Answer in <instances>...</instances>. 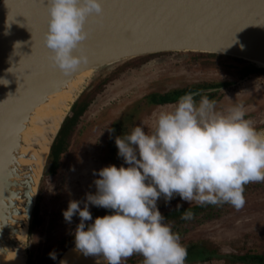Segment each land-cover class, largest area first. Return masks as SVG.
<instances>
[{"label":"clouds","instance_id":"1","mask_svg":"<svg viewBox=\"0 0 264 264\" xmlns=\"http://www.w3.org/2000/svg\"><path fill=\"white\" fill-rule=\"evenodd\" d=\"M102 12L100 0H47L43 42L51 66L68 75L87 62L82 49L89 35L85 24ZM216 105L207 94L189 92L172 111L157 115L150 132L140 124L115 138L118 156L128 167L100 169L94 180L97 191L86 193L83 208L81 201L71 200L63 211L68 223L79 216L75 251L84 257L102 256L107 264H123L134 255L142 256L143 264H186V246L157 207L161 195L166 203L178 195L201 207H244L245 186L264 183V131L246 118L242 104L224 111ZM90 205L112 214L93 221ZM181 207L177 204L176 210ZM180 218L192 220L194 213L187 209ZM49 256L56 259L55 252Z\"/></svg>","mask_w":264,"mask_h":264},{"label":"water","instance_id":"2","mask_svg":"<svg viewBox=\"0 0 264 264\" xmlns=\"http://www.w3.org/2000/svg\"><path fill=\"white\" fill-rule=\"evenodd\" d=\"M100 2L102 16H90L85 24L89 35L82 43V49L87 62L65 75L50 65V50L43 42L49 18L47 0H0V168L1 158L18 125L44 95L86 67L114 60L82 84L68 102V108L52 136L35 195L25 208L27 232L22 247L25 264H28L25 246L28 233H31L32 213L47 174L52 145L72 103L82 91L89 89L84 88L87 81L96 83L130 59L170 51L228 55L264 68V0ZM159 199V210L177 204L190 205L179 196H174L168 203L163 195ZM106 214H112V210ZM73 245L74 240L56 255L52 264H60L59 259ZM97 257L107 264L102 256ZM77 261L78 257L61 264Z\"/></svg>","mask_w":264,"mask_h":264},{"label":"rangeland","instance_id":"3","mask_svg":"<svg viewBox=\"0 0 264 264\" xmlns=\"http://www.w3.org/2000/svg\"><path fill=\"white\" fill-rule=\"evenodd\" d=\"M187 53V51H170L152 54L138 67L122 71L120 76L111 85H106L103 91L90 103L88 119H91L92 122H90L91 126L88 131L83 134V139H87L84 150L82 149L79 154L76 152L71 155L63 163L64 170L60 171L56 177L51 172L50 161L48 167L50 170L47 171L46 176L42 180L38 203L32 213L31 233H28L25 246L30 264H49L53 260L50 258L49 253L55 252L57 254V251L61 249L59 247L60 238L71 230L75 231L80 222L78 214L73 216L71 223L66 222L63 216V211L67 210L69 201H81L80 207L83 208L86 193H96L97 189L94 180L98 179L99 176L96 179H92L91 168L97 167L95 163H97L98 159L96 160L95 156L98 154L94 148H91L90 141H96V137H100V140L96 141L98 143L102 140H107L103 139L102 136L109 128L110 118L112 119L115 115H113V112L116 111L117 113L129 102L135 98H141L150 91H159L174 86L188 87L192 83L197 84L208 79L222 78L220 74L212 70L208 71L200 67L184 64L183 59L186 58ZM106 76L100 78L96 83ZM257 82V77L249 75L238 82L236 91L240 93V96L248 92L251 93V89L254 88L252 86L257 87ZM96 83L87 81L84 88L89 87L90 89ZM262 85L254 91L264 96ZM229 94L233 98L236 96L235 92H229ZM260 95H257L259 105L262 103L261 101H264V98L260 97ZM252 108L253 106H249L248 109ZM217 110L222 111L224 107ZM128 112V116L133 115L136 125L142 124L145 127V131L150 132L155 126L157 115L161 111L135 110ZM251 114V111H248V115ZM251 120L256 123L255 128L258 131H264V111L259 112V115ZM95 148L97 149V146ZM109 158L113 161L112 163L107 161L105 167L109 165H115L118 168L120 166L128 167L124 163L123 158L118 156V151L114 156H109ZM101 160L104 161V159ZM244 193L247 195L245 196V206L249 207V204L253 202L260 209L248 211V207L244 206L237 211L229 204L222 206L213 205L207 211L206 216L188 223L180 231L182 232L180 233L181 237H185V233L187 235L186 230L190 231L188 233L192 235L196 234V232L206 233L207 235L203 236H210L212 241L219 245L218 250L222 254L217 257L207 258V260L203 259V261L201 259L195 260L193 255H190L187 260L191 262L199 261L200 264H231L227 262L230 261L228 258H232L233 254L242 253L237 250L238 246L246 245L252 247L254 243L259 245L264 243V213H262L264 211V183H251L245 186ZM260 202L262 203L260 204ZM89 210L94 221L96 217L105 215L104 213L108 209L90 205ZM39 212L43 213V221L36 223L34 220ZM218 215L223 216L219 217ZM85 223L90 224L92 221H86ZM207 229V232H203V230ZM199 257L203 258L204 255L196 256V258ZM246 263L248 264L247 261H236V263L232 264Z\"/></svg>","mask_w":264,"mask_h":264},{"label":"flooded vegetation","instance_id":"4","mask_svg":"<svg viewBox=\"0 0 264 264\" xmlns=\"http://www.w3.org/2000/svg\"><path fill=\"white\" fill-rule=\"evenodd\" d=\"M193 53V52H191ZM145 60L139 62L135 66H129L126 65L124 67L115 69L113 72H111L107 77L100 80L96 85L91 87L86 92V97L84 99H80L81 101H78V98L73 102V110L71 111L70 115H68L65 120L61 124V132L58 136V139L56 141V144L53 149L54 154V163L51 167V172L55 174V177L60 173V171L64 170L63 163L71 156L74 155L76 152L79 154L81 153L82 149L84 150V146L86 145V140L83 139V134L86 133L91 126L92 120L88 119V112H89V105L93 101V99L101 92L103 91L104 87L106 85H111L116 78L120 76V73L122 71H125L127 69H133L144 63ZM183 63L200 67L201 69H205L208 71H214L215 73H218L222 76L220 79L215 80H204L197 84H190L188 87H179L174 86L172 88L163 89L159 91H150L146 95L142 96L141 98H135L131 102H129L124 108H122L120 111L116 113L113 112V118L109 120V128L107 132L103 133L102 138L107 140H102L100 143L96 142L97 140H100V137H96V141H90L91 148H94L97 152L96 160L98 159L97 167H92V179H96L98 177V172L102 167H105L106 162H111L109 156H114V154L118 151V148L115 144V138L117 136H122L123 134H128L132 130L135 124V120L132 116H128V111H135V110H141V111H172L175 107V104L179 97L183 96L186 93L192 92V93H201V94H207L209 96V99H214L217 101V109L223 108L226 110L227 108L235 105V104H242L246 110V118L251 120L252 118H255V116L259 115V112L264 111V101H261L262 103L258 104V94L257 91H254L257 87L260 85L264 88V72L258 71L257 69L251 68L252 66L256 67L252 64L245 65L244 68H240L237 62H232L231 59H224L222 57H215L212 59L203 58L199 56H193L190 54V52L187 53V56L185 59H183ZM252 65V66H251ZM250 68H249V67ZM119 67V66H118ZM248 67V69H247ZM249 75H253L258 78L257 87L252 86L253 89L251 93H248L240 96V93H237V84L239 81L245 79ZM263 82V83H262ZM262 83V84H261ZM259 84V85H258ZM250 90V91H251ZM229 92H235L236 96L233 98L230 96ZM260 97L264 98V96L260 95ZM196 99L199 100L200 96L197 95ZM257 99V100H256ZM84 108L79 111V107L84 105ZM76 105V106H75ZM226 105V106H225ZM249 106H253L252 109H248ZM222 110V111H224ZM251 111V115H248V111ZM127 112V113H126ZM104 113V112H103ZM105 115V113H104ZM129 117H131L129 119ZM250 117H252L250 119ZM85 119V122H84ZM254 121V120H251ZM254 127L255 124L252 122ZM63 125V126H62ZM109 129H115L114 132H109ZM97 146V149L95 148ZM90 147V146H89ZM104 154V155H103ZM101 159H104L101 160ZM108 164V163H107ZM95 173V174H94ZM91 179V180H92ZM244 196H247L244 193ZM262 202H260L261 204ZM253 204V205H252ZM251 202L249 204V207L247 210H255L258 209L259 206ZM259 204V203H258ZM213 205H210L212 207ZM245 206V205H244ZM245 206V207H246ZM207 208L204 212L194 213V219L185 221L180 220L179 218L176 220H173L172 218L169 219V216L165 218L164 223H167L171 225L172 230L180 235V232L188 223H192L194 220L204 217L207 214V211L210 209ZM262 208V207H261ZM260 209V208H259ZM264 209V208H263ZM109 211V209H108ZM236 211V210H235ZM256 211V210H255ZM264 213V211L262 212ZM43 213L39 212L37 217L40 218L39 223L43 221ZM219 217L223 215H218ZM185 221V222H184ZM177 223V224H176ZM207 230H203V232H207ZM187 235L185 233V237H181V243L184 244L188 251V256L193 255V259L198 260L201 259L203 261L207 260V258H213L217 257L219 255H222L220 251L218 250L219 245L216 244L214 241H212V238L210 236H203L205 235L202 232H196V234L192 235L186 230ZM69 233V232H67ZM202 234V235H201ZM207 235V234H206ZM264 243L262 245H259L258 243H254L252 247L242 245L238 246V251L242 253L233 254L232 258H228L231 264L236 263V261H242V262H248V264H264ZM222 252V251H221ZM196 258V256H202ZM187 256V259H188ZM189 262V263H187ZM123 264H143V257L140 255H134L131 258H129L126 262H123ZM186 264H200L198 262H191L190 260L186 261ZM247 264V263H246Z\"/></svg>","mask_w":264,"mask_h":264},{"label":"bare ground","instance_id":"5","mask_svg":"<svg viewBox=\"0 0 264 264\" xmlns=\"http://www.w3.org/2000/svg\"><path fill=\"white\" fill-rule=\"evenodd\" d=\"M113 61L109 59L98 66L86 67L44 95L26 114L7 144L0 168V264H25L22 252L27 232L25 208L35 195L52 136L68 108V102L82 84ZM76 257L79 261L71 264L104 262L98 257H84L74 250L73 245L65 251L59 263Z\"/></svg>","mask_w":264,"mask_h":264},{"label":"trees","instance_id":"6","mask_svg":"<svg viewBox=\"0 0 264 264\" xmlns=\"http://www.w3.org/2000/svg\"><path fill=\"white\" fill-rule=\"evenodd\" d=\"M190 54H192L193 56L195 55V56H199V57H203V58H208V59H212V58H215V57H222V58H224V59H231L232 60V62H237L238 63V65H239V67L240 68H244L245 67V65H248L249 63L248 62H246L245 60H243V59H241V58H236V57H232V56H228V55H221V54H212V53H205V52H193V53H191L190 52ZM152 54H149V55H145V56H140V57H136V58H133V59H130V60H128V61H126V62H124L123 64H121L119 67H117V68H115V69H118V68H121V67H124V66H126V65H129V66H135V65H137L139 62H141V61H143V60H145L146 58H148V57H150ZM252 66V65H251ZM249 67V66H248ZM248 67H247V69H248ZM250 68V67H249ZM251 68H253V69H257L258 71L260 70V71H263L264 72V68H262V67H259V68H255V67H251ZM114 69V70H115ZM113 70V71H114ZM112 71V72H113ZM110 74V73H109ZM108 74V75H109ZM107 75V76H108ZM106 76V77H107ZM88 90H84V91H82L81 93H80V95L77 97L78 98V100L76 101V102H78V101H81L82 99H84L85 97H86V92H87ZM76 98V99H77ZM81 100H80V99ZM75 99V100H76ZM75 102V101H74ZM76 102H75V104H76ZM73 104V103H72ZM76 106V105H75ZM84 106H85V104L84 105H82L81 107H79V111H81L83 108H84ZM73 105H71V107H70V110H69V113L66 115V117L68 116V115H70V113H71V111L73 110ZM64 118V122H65V120L68 118ZM63 126V125H62ZM61 126H60V129H59V131H58V133H57V136H56V138H55V140H54V143H53V145H52V148H51V159H50V161H51V164H50V166L52 167V165H53V163H54V152H53V149H54V146H55V144H56V141H57V139H58V136H59V134H60V132H61ZM52 157H53V159H52ZM49 167V166H48ZM48 170H50V169H47V171ZM251 184V183H250ZM250 184H248V185H250ZM248 185H246V186H248ZM182 207L179 209V211H177L176 210V206H172V207H168V208H165V209H162V210H159L160 212H161V214L166 218V217H168L169 216V219L170 218H172L173 220H176V219H180V220H182L180 217H181V215L183 214V211H185V210H187V209H190L193 213H199V212H204L207 208H209L210 207V205H206V206H197L196 204H190V205H181ZM108 212V210L104 213V214H106ZM39 220H40V218L39 217H37L34 221L36 222V223H39ZM93 222V221H92ZM185 222V221H184ZM86 224H88V223H86ZM177 224V223H176ZM75 231H70L69 233H66L65 235H63L61 238H60V243H59V247L61 248L59 251H57V254L60 252V251H62L67 245H69L73 240H74V237H73V233H74ZM53 246H54V244H52ZM52 246V247H53ZM49 249V248H48ZM56 254V255H57ZM46 256H47V254H46ZM52 262H53V260L49 263V264H52ZM28 264H30V260H28Z\"/></svg>","mask_w":264,"mask_h":264}]
</instances>
